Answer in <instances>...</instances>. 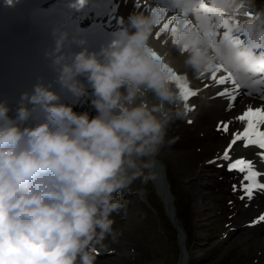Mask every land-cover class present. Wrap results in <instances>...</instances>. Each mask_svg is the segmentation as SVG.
<instances>
[{
    "label": "clouds",
    "instance_id": "obj_1",
    "mask_svg": "<svg viewBox=\"0 0 264 264\" xmlns=\"http://www.w3.org/2000/svg\"><path fill=\"white\" fill-rule=\"evenodd\" d=\"M220 3L235 10L238 0ZM154 23L133 13L98 51L55 25L45 56L60 91L38 81L14 115L0 101V264H96L99 251L119 240L123 193L157 179L169 127L189 114L147 51ZM233 27L247 46L211 51L199 32L185 30L187 62L201 69L227 59L245 82L258 62L253 50L264 48V11ZM73 44L81 50L71 51ZM148 93L156 102L142 99ZM68 97L90 99L95 115L75 111Z\"/></svg>",
    "mask_w": 264,
    "mask_h": 264
},
{
    "label": "rangeland",
    "instance_id": "obj_2",
    "mask_svg": "<svg viewBox=\"0 0 264 264\" xmlns=\"http://www.w3.org/2000/svg\"><path fill=\"white\" fill-rule=\"evenodd\" d=\"M240 1L249 0H239L236 6ZM249 9L256 11L255 15L261 11ZM246 12L243 7L236 16L244 17ZM238 17L233 18L242 20ZM241 93L253 97L245 91ZM88 112H94L92 106ZM188 113L185 119L170 125L169 142L156 157L170 204L161 194L158 176L147 184L136 181L124 198L127 215L116 216L122 236L99 251H110V259L97 257L96 264H264V221L255 223L251 231L244 228L263 215L264 206L253 207V200H247V196L242 200L244 193L240 194L238 188L234 191L227 182L232 178L227 175L228 168L223 160L215 159L216 148H221L224 140L217 143V137L212 135L214 118L208 113L198 114L204 118L189 123L193 113ZM199 125L207 137L195 130ZM228 198L236 204H224ZM256 198L264 201V194ZM245 211L247 216L238 220Z\"/></svg>",
    "mask_w": 264,
    "mask_h": 264
},
{
    "label": "bare ground",
    "instance_id": "obj_3",
    "mask_svg": "<svg viewBox=\"0 0 264 264\" xmlns=\"http://www.w3.org/2000/svg\"><path fill=\"white\" fill-rule=\"evenodd\" d=\"M192 2L193 0H109L106 12L102 16H87L84 21V25L99 24L104 28L119 32L123 30V28L125 27V22L133 13L143 14L145 16L154 18L155 23L153 25L152 34L148 42L147 51L165 72L169 88L174 93L179 92L183 100L184 107V86H191L193 89L198 90L199 94L195 97H192L188 101V104L190 106H195L194 110L190 111L193 113L191 119L189 117L190 121L193 120L192 122H196V120L201 117H198L197 115L204 113H208V117L212 116L214 119L221 122L232 121L229 126V133H224L217 130L219 121L217 122L212 118L213 121L211 125L213 124V126L210 127L213 131L212 135L214 136L215 134V136L217 137V143H220L219 140H224L221 148H216L217 153L215 154V159L222 160L218 159V157L223 154L225 148L228 146L231 139V133L237 129H242L243 127V124L239 121L234 120V117L242 114L247 110L248 107H251L253 109L264 107V98H261V96L258 95H254L253 97L242 95V91L247 92L245 88H243L246 85L247 80L245 82H242L241 79L236 74H234V72L229 67V61L227 59L217 60L210 68H194L187 62L188 56L190 54L189 49L187 45H181L180 37L185 30L194 29L208 41V46L211 51H216L219 45L223 43H231L232 45L238 47L247 46L244 35L241 32L237 31L233 26L240 25L241 22L249 19V17L255 16L254 13L256 11L251 12L249 8L261 10L260 12L264 11V0H249L248 2L245 1V3L240 1L239 6H235V10L222 6L220 0H203L200 5H192ZM185 7L189 8L188 12L184 11ZM243 7L247 9L246 13H250L252 15L249 14L248 16L245 13L246 16L242 17V20L232 18V16L234 17L239 11H241ZM202 9L205 11L216 9L219 10L221 14H216V16H207V18H213L211 21L212 23H210L207 22V20L204 18L205 16L202 15ZM222 16H225V18ZM238 19H240V17H238ZM253 51L260 54L262 53L261 48L254 49ZM259 71L260 70L258 69L257 71L250 70L253 75L261 74ZM252 74H249L250 77H252ZM229 75L231 79H234L241 86L240 91L236 93L237 99L232 102V108L234 110L233 112L231 109H227L229 100L225 97H218L216 95L217 92L224 87H228L231 89L232 85L230 83L227 85H217L216 79H214ZM250 77L247 78L251 81L256 80L251 79ZM206 84L209 86L205 87ZM143 98L145 100H149V103L156 102L151 93H148L146 96L142 97V99ZM66 99L68 103L75 104L74 110L78 112H88L89 108L91 107L90 99L82 100L79 103L72 101L69 97ZM18 103L19 101H14L10 105L12 111L9 113V115L15 114V109ZM91 114L95 115V111ZM204 116L207 117V115ZM198 127L200 128V130ZM262 129H264V126H262ZM195 130L203 137L208 136L207 132L203 131L204 129L202 130L200 125L197 126ZM209 138L210 137H208V139ZM211 139H213L212 136ZM242 143L243 142H238L237 145L233 147V150L231 152L233 159L244 158L245 160L251 161L257 171H259L257 169L259 168L263 169L264 172V160H262L258 155V153L262 150H260L258 146L254 145L244 148L241 146ZM223 162L225 168H228L229 161L223 160ZM157 172L158 179L160 181L161 194H163L166 203L170 204V198L167 190L165 189L166 186L165 184L163 185V170H161V167L159 165L157 168ZM227 175L232 176V178H229L227 180V182L230 181L231 188H233V185H236L239 193H242V191L239 190V187L240 179L243 174L237 171H228ZM262 182H264V178ZM126 192H124L125 196H123V199L126 198L127 195H129ZM261 194H264V191L257 190L253 193L251 199L247 198V200H253V202H251L252 204L254 203V206L252 205L253 207L257 206V208H262L264 206V201L260 198H256ZM223 203H227L230 207H232L235 202L233 199L228 198V200H224ZM207 206L208 205L204 204L205 208H208ZM246 216V211L243 212V215L240 213L238 220H241V218ZM253 226L255 227V223L251 222L248 224V227L245 226L244 228L251 231L250 229H254ZM111 249H113V247ZM118 252L120 251H117V253ZM109 253L110 251H101L97 257L101 258L105 256L104 258L110 259L108 256L111 254Z\"/></svg>",
    "mask_w": 264,
    "mask_h": 264
},
{
    "label": "snow or ice",
    "instance_id": "obj_4",
    "mask_svg": "<svg viewBox=\"0 0 264 264\" xmlns=\"http://www.w3.org/2000/svg\"><path fill=\"white\" fill-rule=\"evenodd\" d=\"M214 79H216L217 85H227L229 83L232 85L231 89L224 87L216 94L218 97H225L229 100L227 109L230 110L233 107L232 102L237 99L236 93L240 91L241 86L234 79H231L230 75ZM208 86L209 85L207 84L205 85V87ZM243 88L250 90L259 89L261 98H264V76L254 80ZM198 94V90L193 89L191 86H184L183 98L185 100V108L187 111L194 110L195 106H190L188 101ZM234 120L241 122L243 127L242 129H237L231 133L229 144L218 159L229 161V171H237L243 174L240 179L239 190L242 191L244 195L240 198L243 200L245 196H247V198L251 199L255 191H264V182L260 179L264 176V172L257 171L252 162L245 160L244 158L233 159L231 152L233 147L236 146L238 142H243L241 146L244 148L253 145L258 146V148L262 150L258 153V155L262 160H264V129H262V126H264V107L257 109L248 107L242 114L234 117ZM188 122L191 123V121ZM231 123L232 121L220 122L217 130L229 133V126ZM211 163H215V161H212ZM233 190H237L236 185H233ZM261 221H264V215L260 216L256 221H254V223H259Z\"/></svg>",
    "mask_w": 264,
    "mask_h": 264
}]
</instances>
